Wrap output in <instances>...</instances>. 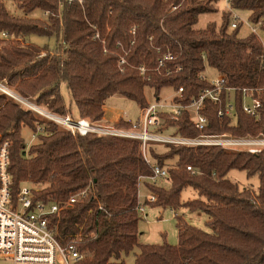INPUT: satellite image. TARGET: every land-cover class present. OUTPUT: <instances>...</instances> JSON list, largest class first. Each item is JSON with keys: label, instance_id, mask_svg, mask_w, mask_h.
Listing matches in <instances>:
<instances>
[{"label": "trees", "instance_id": "16d2710c", "mask_svg": "<svg viewBox=\"0 0 264 264\" xmlns=\"http://www.w3.org/2000/svg\"><path fill=\"white\" fill-rule=\"evenodd\" d=\"M10 1L24 15L36 10L46 15L45 19L13 16L0 2V31L23 41L0 42V81L21 97L61 116L98 122L112 96L131 100L140 110L147 108L146 89L158 99L162 89L182 88L174 102L188 105L212 87L202 79L208 66L223 74L234 92L222 91L216 102L204 101L200 115L207 126L202 131L195 128L187 111L177 120L163 115L165 127H174L183 137L264 136L263 44L253 32L239 38L241 23L228 32L230 16L224 12L219 25L211 22L196 28L199 15L216 12L212 0ZM232 6L249 11V20L264 32V0H232ZM29 35L54 38L55 48L27 43ZM167 53L174 59L166 68L177 64L178 73L166 75L167 69L158 70L159 60ZM140 67L144 75L138 72ZM61 87L69 95V106ZM242 89L252 90L250 98L260 103L256 116L244 112ZM229 99L233 113L219 116ZM36 124L43 126L44 133L25 152L20 130L28 127L35 133ZM131 124L118 119L114 126L129 128ZM3 142L9 145L15 192L26 183L36 189L34 201L63 203L87 189L83 201L50 220L62 246L77 242L85 256L83 264H125L124 257L136 247L139 252L132 264H264V148L250 154L175 145L158 153L149 147L150 160L167 170L169 187L146 186L155 201L145 203L209 217L206 232L175 214L178 241L172 246L138 243L137 182L150 176L152 168L137 141L72 135L0 93ZM188 166L193 173L186 170ZM233 172L257 178L256 190L234 181ZM186 188L197 198L181 202Z\"/></svg>", "mask_w": 264, "mask_h": 264}, {"label": "built area", "instance_id": "2783aa9c", "mask_svg": "<svg viewBox=\"0 0 264 264\" xmlns=\"http://www.w3.org/2000/svg\"><path fill=\"white\" fill-rule=\"evenodd\" d=\"M225 2L224 13L230 16L229 27L237 28L240 18L233 12L232 0ZM176 7L173 8L175 10ZM256 26H259L256 25ZM256 32V28H251ZM133 33V31H132ZM16 41L23 43L22 39L15 38L6 31H0V42ZM204 58V57H203ZM174 57L167 53L160 60L158 70L167 69L166 75L178 73L181 70L179 65L166 68L167 62H172ZM124 64L121 58L120 65ZM140 75H144L145 69L138 68ZM204 81L212 86L200 92L192 98L186 106L175 103L174 98L180 97L182 88L175 92V96L168 102L154 103L147 108L140 110L137 121L132 122L129 128L102 126L91 123L88 119L72 118L68 115L61 116L50 112L45 107L36 104L34 101L23 98L10 89L5 81H0V93L7 96L25 110L30 111L36 118L49 122L57 126L60 130L70 132L72 135L85 136L93 134L101 137H114L126 140H134L140 144V149L144 160L151 166L150 176L139 177L137 182V205L138 216L145 217V204L140 202V186L144 181L150 185H159L158 181L167 180V170L157 166L150 160L149 147L152 144L162 146H185V147H220L226 152H248L250 154L259 153L264 148V136L235 137L229 134L221 135H199L197 137H183L176 134L174 127H165L166 115L172 120H177L183 111L190 115L195 128L202 131L207 126V120L200 115V110L204 101L216 102L222 91L228 95L234 92V88L228 87L226 78L218 73V77L208 81L202 76ZM243 110L246 114L256 116L260 103L251 99L252 90L242 89ZM233 113V103L227 100L219 116L231 115ZM36 133L43 134V126L36 124ZM8 142L0 144V258L9 260L12 264H83L85 256L78 249V244L72 240L62 246L56 239L55 232L51 226V218L59 216L65 210L70 209L83 201L88 194L87 189L71 195L63 203L34 201V191L31 185L23 183L15 192L12 185V177L9 173V152ZM186 170L193 173L191 167ZM145 201L153 203L155 198L149 194ZM101 208V207H99ZM118 264V263H113Z\"/></svg>", "mask_w": 264, "mask_h": 264}, {"label": "rangeland", "instance_id": "374dc122", "mask_svg": "<svg viewBox=\"0 0 264 264\" xmlns=\"http://www.w3.org/2000/svg\"><path fill=\"white\" fill-rule=\"evenodd\" d=\"M1 3L5 5L8 12L13 16H25L28 18H42L45 19L46 15L39 11H34L31 14L24 15L20 10H17L10 0H0ZM211 4L216 10L214 13L201 14L198 17L196 28L203 29L207 24L215 22L217 25L221 23V15L225 9V2L223 0H212ZM241 21V26L238 30V37L245 38L252 33L251 28H256L255 34L261 40L264 48V32L249 20V11L234 10L233 11ZM231 22V21H230ZM232 29L228 27V32H231ZM27 43H32L38 47H48L49 50L55 48L56 42L54 38H46L36 35H29L26 38ZM202 76L205 77L208 81L216 79L218 73L205 66V69L202 73ZM13 90V89H12ZM61 93L63 95L64 101L67 106L70 105V98L65 90L61 87ZM175 96V92L171 88L162 89L160 95L154 97L153 91L146 89V99L149 102V105L154 103H163L170 101ZM30 101H34L31 98H28ZM24 109V108H23ZM73 116L75 112L71 108ZM104 118L98 122H91L96 125L102 126H111L115 125V122L118 119H124L127 121L135 122L140 116V108L137 104L131 100H128L119 96H112L107 99L104 105ZM35 117V116H34ZM76 118V117H75ZM116 127V126H115ZM42 135L40 133H34L28 127H22L20 130L21 139L24 142L25 152L35 144L38 143V136ZM158 153H163L166 147L160 144H152ZM234 181L235 179L239 182L242 187L253 189L254 191L257 188L258 180L257 178L247 179L245 173L243 172H233ZM158 186L165 187L169 184L168 180L158 181ZM150 185L148 181H144L140 186V202L145 204V198L149 195V192L146 186ZM197 195L191 188H186L182 191L180 195L181 202H186L188 200L196 199ZM145 217L139 216L138 223V243L141 245H156L167 243L169 245L177 244V229H176V219L175 214L183 218L188 224L192 225L195 228L201 229L203 231L209 232V228L206 226V222L209 217L199 211H190L185 208H179L177 210H172L169 208H160L154 207L149 204H145ZM139 249L136 247L127 257H124L125 264H132L134 258L138 254ZM0 264H12L9 260L0 258Z\"/></svg>", "mask_w": 264, "mask_h": 264}, {"label": "crops", "instance_id": "0c3cea01", "mask_svg": "<svg viewBox=\"0 0 264 264\" xmlns=\"http://www.w3.org/2000/svg\"><path fill=\"white\" fill-rule=\"evenodd\" d=\"M233 179H234V177H233ZM161 186V185H160ZM169 187V184L168 185H166L164 188H168Z\"/></svg>", "mask_w": 264, "mask_h": 264}]
</instances>
